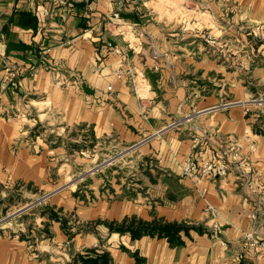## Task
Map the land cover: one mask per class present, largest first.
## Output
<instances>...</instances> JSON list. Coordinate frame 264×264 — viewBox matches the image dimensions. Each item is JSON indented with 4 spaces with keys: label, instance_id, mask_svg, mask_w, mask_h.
<instances>
[{
    "label": "crops",
    "instance_id": "obj_1",
    "mask_svg": "<svg viewBox=\"0 0 264 264\" xmlns=\"http://www.w3.org/2000/svg\"><path fill=\"white\" fill-rule=\"evenodd\" d=\"M115 1L70 0L62 21L58 0H0V27L12 13L37 16L35 29L15 25L9 36L0 33V214L19 197L64 185L104 151L137 149L127 174L116 168L90 175L55 193L13 232L0 233V264H264V243H244L249 231L263 241L264 226L253 225L256 199L243 180L231 172L196 184L183 175L186 157L216 160L240 140L247 170L264 180V119L236 106L167 127L186 113L264 89V0H187L210 14L212 32H224L239 65L215 47H198L194 30L183 35L156 21L148 6H125L112 28L122 42L140 43L129 59L150 85L147 119L130 85L112 83V70L125 60L102 48L112 38L106 16ZM8 41L28 48L7 54ZM66 76L73 86L56 87L55 79ZM246 128L257 143L253 153L245 148ZM196 136L203 141L193 148ZM132 219L177 227L170 235H134Z\"/></svg>",
    "mask_w": 264,
    "mask_h": 264
},
{
    "label": "built area",
    "instance_id": "obj_2",
    "mask_svg": "<svg viewBox=\"0 0 264 264\" xmlns=\"http://www.w3.org/2000/svg\"><path fill=\"white\" fill-rule=\"evenodd\" d=\"M157 2L160 1L169 9H175V0H116L115 1V9L110 13V15L106 16V24L108 30L111 32L112 38L106 40L102 48L106 52H113L119 56H121L125 62L117 67H115L111 72L112 83L124 80L127 82L134 93L140 98L141 102V114L142 116L147 119L149 113V105L147 98L145 97V93L147 91L148 82H146L145 75L143 70L135 65L129 59V52L134 50L135 47L139 45H131L129 43L122 42L118 36L114 34L112 23L114 19L120 18V13L123 11L125 6L130 3H137L142 6H148L147 2ZM70 0H58V10H59V17L62 21H67L71 11H70ZM152 13L156 11L155 6H148ZM166 10V9H162ZM45 14H49L48 9H44ZM184 21H180L175 29H180V33L185 34L188 30H194L199 35V32L204 30V27L199 25L192 26V23ZM182 24V25H181ZM181 25V26H180ZM138 36V35H137ZM139 37V36H138ZM216 37L212 30L207 32V36L204 37L206 44L214 45L216 43ZM135 46V47H134ZM49 49L43 50L48 51ZM101 65L98 64L96 66L97 71H101ZM75 80L71 77H58L55 79L54 84L56 87L68 90L70 87L73 86ZM109 84L107 89L112 90L113 85ZM260 106L259 108L264 109V98L257 99H243L238 101H224L220 102L216 105L207 107L202 111H192L180 116L177 119L171 121L167 127L168 128H175L181 127L186 123L192 122L196 117L200 114L210 113L213 111L218 110H227L232 107L241 106L245 114H250L251 106ZM253 115H256L253 113ZM251 128L244 129L243 139L246 141V150L248 152H255L257 149V143L255 140L251 138L252 134ZM203 141V137L196 136L193 138V148L197 147ZM135 148V145L127 146L123 151L127 153L132 152ZM242 145L240 140H234L228 143L224 150H222L221 156L216 160H204L202 162H198L196 158L192 155L188 156L184 160V167H183V175L186 177L191 178L196 184H200L204 177H227L229 173L233 172L237 178L242 179L244 183V188L247 194L252 195L256 199V209L251 213V219L253 221L254 227L257 226H264V180L262 179L261 175L258 173H253L247 170L250 165L249 158L242 152ZM247 152V153H248ZM114 158H105L98 164H95L85 171L78 172L77 175H73L74 177L69 178L64 185L60 187H56L50 191H44L40 194H37L33 199L27 202L25 205L21 206L19 209L9 213L6 217H3L0 220V225L15 216H19L22 213L35 208V207H43L50 198L57 193L58 191L79 184L81 181L85 180L86 177L98 173L102 171L103 168H106L108 165L112 164ZM201 194H205V190H200ZM211 209V206L208 204L206 210ZM214 236H218L222 232V226L216 222L213 225ZM244 243L247 246L257 247L264 243L260 241L255 235L254 231L245 232L244 234Z\"/></svg>",
    "mask_w": 264,
    "mask_h": 264
},
{
    "label": "rangeland",
    "instance_id": "obj_3",
    "mask_svg": "<svg viewBox=\"0 0 264 264\" xmlns=\"http://www.w3.org/2000/svg\"><path fill=\"white\" fill-rule=\"evenodd\" d=\"M153 4L155 6L156 11L154 13H152V15L156 19V21H158L164 25L176 27L177 25H179L178 23L180 21L185 20L184 23L190 22V23H192V26L199 25L201 27H204L203 28L204 30L199 32L200 40H198V42L196 43V45H198V47H200L202 50H205V51L206 50H212V49H210V47H215V49H213V50L216 51V49H217L220 52L224 51L227 54V57L229 58V60L232 59V62H231L232 64H234L233 62H235V64H237V65H239L241 63V61L238 59V56H237L238 51L235 50L234 47L231 45V42L226 39L225 34H223L224 32H222L219 35L218 33H216V31H214L213 34L215 36H217L216 37V39H217L216 43L214 45L206 44L204 37L207 36L208 31L213 30L212 28H210V25L213 24V20H212V17L210 16V14L208 12H206V13L201 12L200 10L195 8V6L192 4L191 1H187V0H175V6H174L175 9H169L165 5L163 6V3L160 1H157V2L149 1V2H147L148 6H153ZM162 9H166V10H162ZM174 31H179V30H174ZM183 35H185V34H183ZM195 38H197V37H195ZM259 88H260V86L258 87V89ZM261 97L264 98V89L263 90L259 89V91L254 90L253 93H250L247 96L237 98V99L227 98V99L223 100L222 102H224V101H238V100H243V99H257V100H259ZM251 107H252L251 111L249 112L250 114L251 113L256 114L254 116L256 119H264V109L263 108H259L260 106H255V105H252ZM229 109H231V108H229ZM229 109H227V110H229ZM227 110H221V111L223 112V111H227ZM218 111H216V112H218ZM127 146H129V145H124L120 148H114V149H110L109 151H104L105 153L100 155L99 158L95 161V163L91 164V166L100 163L105 158L108 159V158L112 157V158H114V161L112 162V164L108 165L106 168H103V170L99 171L98 173H100V174L106 173L107 171H109V170L112 171L116 168L123 169L125 171L126 169H128L126 167H128V165L132 164L131 161L134 160V158L137 154L136 147L133 149L132 152H129V153H127L126 151H123ZM135 149H136V151H134ZM91 166L78 168L75 171L74 175H77L78 172H80V171H85L86 169H88ZM125 172H126V174L128 173L127 170ZM120 175L123 176L124 174L121 173ZM72 177H74V176H71V178ZM83 181H85V180H83ZM83 181H81L80 183H82ZM37 194H40V193H36L34 196H30L27 199H25L24 197H23V199L21 197H19L18 201L16 203H14L11 207H9L6 212L0 214V220L3 217H6L9 213H11V212L19 209L21 206L25 205L27 202H29L31 199H33ZM40 208L41 207L32 208V209L22 213L19 216H15L13 218H10V219L4 221L0 225V233H2L5 230H7L8 233L13 232V230H15L18 227V223H19L20 219L27 216L30 212H33L36 209H40Z\"/></svg>",
    "mask_w": 264,
    "mask_h": 264
},
{
    "label": "trees",
    "instance_id": "obj_4",
    "mask_svg": "<svg viewBox=\"0 0 264 264\" xmlns=\"http://www.w3.org/2000/svg\"><path fill=\"white\" fill-rule=\"evenodd\" d=\"M20 26L24 28L32 27L33 29L37 26V16L31 12H19V13H12L8 16L7 22L3 24L2 27H0V33L2 32L6 36H9L11 28L13 26ZM28 46L24 43H13L11 41H8L6 46V53L9 54V52L12 49H26ZM138 224L136 228H134V224ZM130 226L133 227L134 235H138L140 233L144 232H158L159 234H165L170 235L172 231L177 227L176 224L173 223H160L156 222L152 225H146L141 221H136L132 219L130 222ZM106 255L102 257V259H105ZM101 260V258H95L94 261Z\"/></svg>",
    "mask_w": 264,
    "mask_h": 264
}]
</instances>
